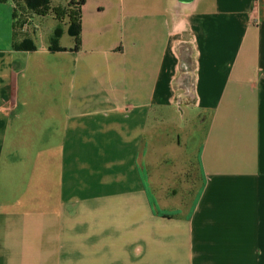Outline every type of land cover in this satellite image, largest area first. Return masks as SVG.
Here are the masks:
<instances>
[{"label":"crops","instance_id":"obj_1","mask_svg":"<svg viewBox=\"0 0 264 264\" xmlns=\"http://www.w3.org/2000/svg\"><path fill=\"white\" fill-rule=\"evenodd\" d=\"M37 16L0 0V264H264V0Z\"/></svg>","mask_w":264,"mask_h":264},{"label":"trees","instance_id":"obj_2","mask_svg":"<svg viewBox=\"0 0 264 264\" xmlns=\"http://www.w3.org/2000/svg\"><path fill=\"white\" fill-rule=\"evenodd\" d=\"M68 1H69L70 10L73 11V14H71V18H70V23H71L70 35L76 38L77 41L76 49H78L80 42V33H81V9L85 4L86 0H68ZM24 2L28 7V9L40 14L44 13V11H46L51 4V0H24ZM62 35H63L62 28L60 27L57 28L51 40L52 42L51 50L53 51L63 50V48L60 47V39ZM18 48L34 50L35 46L33 42H31L30 40H24L21 46H18Z\"/></svg>","mask_w":264,"mask_h":264},{"label":"rangeland","instance_id":"obj_3","mask_svg":"<svg viewBox=\"0 0 264 264\" xmlns=\"http://www.w3.org/2000/svg\"><path fill=\"white\" fill-rule=\"evenodd\" d=\"M13 2L16 5L17 16L20 17L19 24H21L24 19L26 20L27 18H32L33 15H39L37 17H46V20H51V18L55 16L60 21L59 27L62 28L63 30L64 27L63 24L66 22H70L71 14H73V11L70 10L68 0H51V4L49 8L46 11H44V13L42 14L33 12L30 9H28L24 0H13ZM33 27L35 29L36 28L38 29L39 25L33 24L32 28ZM28 34L30 36L33 35V31L30 30ZM70 42H72L71 39L69 37H66L63 40V45H68V44L70 45ZM183 79H184V83H186L187 85L186 87L188 88V90H191L192 88L191 84L193 82L191 74L188 73L187 75H184ZM176 106L178 109L186 108L183 103L181 104V106H178V104Z\"/></svg>","mask_w":264,"mask_h":264}]
</instances>
